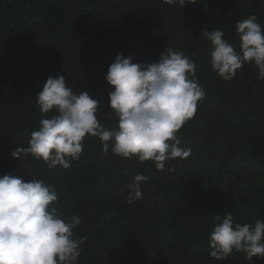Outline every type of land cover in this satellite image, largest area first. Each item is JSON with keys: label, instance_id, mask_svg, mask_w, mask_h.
<instances>
[{"label": "trees", "instance_id": "1", "mask_svg": "<svg viewBox=\"0 0 264 264\" xmlns=\"http://www.w3.org/2000/svg\"><path fill=\"white\" fill-rule=\"evenodd\" d=\"M255 14L264 27V0H0V176L43 180L58 194L61 217L81 223L86 236L77 264H264V257L236 252L223 260L209 255L216 215L231 213L240 224L264 220V79L245 63L232 80L210 66L203 30H222L239 51L238 21ZM171 47L197 65L205 91L196 113L177 132L181 160L159 171L152 161L104 153L97 137H86L68 169L49 168L27 147L41 114L37 93L49 76L63 75L78 95L98 101L97 119L117 126L109 107L113 90L105 77L117 54L149 64ZM148 177L142 198L128 204L126 185Z\"/></svg>", "mask_w": 264, "mask_h": 264}, {"label": "clouds", "instance_id": "2", "mask_svg": "<svg viewBox=\"0 0 264 264\" xmlns=\"http://www.w3.org/2000/svg\"><path fill=\"white\" fill-rule=\"evenodd\" d=\"M197 0H163L168 5L195 4ZM255 14L235 25L239 51L225 39L222 30H203L210 42V66L225 81L232 80L245 63L258 69L264 79V27ZM197 65L183 52L167 47L158 60L149 64L133 63L131 57L117 54L106 74L109 107L117 126L108 129L97 119L98 101L87 92L76 94L66 86L63 75L49 76L37 93L41 114L38 130L31 132L27 147H17L10 155L20 159L29 155L51 169H68L78 160L86 137H97L101 150L121 158L137 156L152 161L163 171L166 162L190 155L181 147L177 132L194 117L204 89L195 78ZM148 179L136 174L126 185L128 204L142 198V185ZM56 190L43 180L24 181L12 173L0 176V264H77L86 236L74 237L81 223L61 217L56 207ZM209 235V255L223 260L233 251L245 258L264 257V220L240 224L229 212L216 215Z\"/></svg>", "mask_w": 264, "mask_h": 264}]
</instances>
